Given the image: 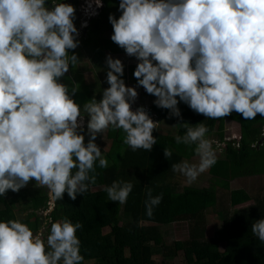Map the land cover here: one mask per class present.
I'll return each mask as SVG.
<instances>
[{
  "label": "clouds",
  "instance_id": "obj_1",
  "mask_svg": "<svg viewBox=\"0 0 264 264\" xmlns=\"http://www.w3.org/2000/svg\"><path fill=\"white\" fill-rule=\"evenodd\" d=\"M93 3L102 6L101 0H86V15H96ZM46 4L0 0V197L34 180L53 202L65 193L76 200L97 183V167H109L95 143L109 129L122 130L132 151L150 152L159 123L143 106L132 110L137 87L156 98L157 108L169 110V118H182L180 102L206 120L233 112L245 120L264 117V0H119V19L108 17L110 39L138 61L137 85L126 86L124 64L108 55L109 87L102 99L93 97L82 107L72 98L79 85L70 89L60 82L81 63L69 54L80 43L76 9L57 0L51 8ZM173 127L185 130L175 143L195 146L199 158L171 165L191 184L217 162L210 128L204 122ZM163 154L169 160L172 149L165 147ZM104 191L123 205L133 183L116 180ZM162 199L148 190L149 218ZM46 224L45 238L18 219L0 221V264H84L77 236L82 223L64 217ZM251 232L264 244V218Z\"/></svg>",
  "mask_w": 264,
  "mask_h": 264
},
{
  "label": "trees",
  "instance_id": "obj_2",
  "mask_svg": "<svg viewBox=\"0 0 264 264\" xmlns=\"http://www.w3.org/2000/svg\"><path fill=\"white\" fill-rule=\"evenodd\" d=\"M101 2V11L89 22L87 29L93 33L106 31L111 37L113 29L108 17L111 14L119 19L122 14L118 10L119 0ZM112 44L115 54H126L114 42ZM73 52L69 54H74ZM135 68L136 64L124 67L122 79L125 82L128 78L137 85L133 75ZM70 71L74 73L75 69L70 67ZM67 80L68 86L73 85L69 78ZM60 82L64 83V79ZM148 96L151 99L150 111L157 118L169 120L173 126L178 123L194 126L204 122L210 128L209 138L228 143V159L218 163L209 187L186 186L180 192L174 190L172 180L177 172L171 170V165L192 157L195 147L175 143V137L184 134L183 128L174 127L175 134L154 133L157 143L150 152L132 151L123 143L122 130L109 129L106 136L111 144L103 155L109 161V167H97L100 173L97 183L90 185L85 194L77 195L73 201L65 193L63 200L55 201L53 209L44 217L39 213L48 210L51 202L46 189L29 187L17 193L9 190L6 196L0 197V221L18 219L34 233L44 227L45 238L50 228L46 224L48 220L58 221L67 217L73 223H82L83 228L77 231V236L81 241L84 264H155L153 255L158 251L164 260L173 259L178 252H182L184 264H264V244L251 232V225L264 218L263 190H253L250 187L249 190H230L232 164L240 162L250 165L255 160L261 167V175H264V160L260 158L258 151L264 149V117L257 115L255 120H245L240 114L233 112L220 120H206L203 115L196 114L180 102L178 107L182 118H169V110L157 108L154 105L156 98ZM72 98L82 107L91 100L90 89L87 86L79 87ZM227 120L240 125V141H226ZM237 142L239 147L236 146ZM165 147L172 149L169 160L163 154ZM116 180H130L133 183V191L123 205L110 201L104 191L105 186H110ZM218 186L229 191L230 207L235 209L229 217L230 207L224 208L223 215L221 214L224 225L215 232L212 239L207 240L206 227H201V224L204 223L207 211L219 202ZM149 189L153 197L163 194L162 202L154 207L151 218L146 215L145 207ZM249 202L253 204L244 208L237 207ZM18 211L27 213L25 218L20 219ZM178 221L192 223L189 240L166 244L160 228ZM104 229L109 231L103 233ZM221 243L225 244L224 251L220 250Z\"/></svg>",
  "mask_w": 264,
  "mask_h": 264
},
{
  "label": "rangeland",
  "instance_id": "obj_3",
  "mask_svg": "<svg viewBox=\"0 0 264 264\" xmlns=\"http://www.w3.org/2000/svg\"><path fill=\"white\" fill-rule=\"evenodd\" d=\"M80 11H84L87 7L86 0H80ZM103 6V5H102ZM95 8V4L93 3V9ZM112 9L115 10L114 6ZM111 9V10H112ZM91 11V10H90ZM112 11H110L111 13ZM85 20L84 16H81V21ZM79 46L73 50L74 54L78 56L80 60V64L77 65L75 68V72H69L65 74L64 84H68V78L73 82V84H78L79 87L86 86L90 89L91 92V99L95 97L98 101L102 99V93L105 89L109 87L106 82V73L108 71L106 65V57L111 55L113 59H120L124 66L130 64H136L138 61L133 57H128L126 54L117 55L113 52V44L110 39V34L106 31H100L98 33H93L89 30L85 31L83 28H79ZM127 87H136L135 84L131 82L130 79L127 78V82H125ZM73 85L69 86L71 88ZM138 92V99L132 105V110L137 107L143 106L146 110L150 109L151 106V99L149 98L146 91L143 87L136 88ZM135 111V110H133ZM154 122L159 123L157 126L156 131L154 133H163V134H175L176 130L171 125L169 120L158 118ZM226 124V138L228 140H236L240 139V125L234 122L227 120ZM86 123L87 117L85 118V143H87L88 136L86 134ZM107 131L103 134V136H98L95 143L100 147L102 154L104 155L105 152L109 149L111 141L106 136ZM214 139V138H210ZM214 144L213 147L216 151L217 162L216 164L210 168L207 172L201 174L198 179L189 184L186 182V178L177 172L175 177L173 178L174 190L176 192L182 191V189L186 186L197 187V188H207L213 182V178L215 175V171L217 168L218 163L221 160L228 159L227 149L228 145L225 143L219 144L213 140ZM259 156L262 160H264V149H258ZM199 158L195 156L194 152L192 157L188 159H183L182 162L188 161L189 163H198ZM181 162V163H182ZM238 163L240 166H238ZM236 164H232L231 166V174H230V190L235 189H246L249 190L248 187L252 188L253 190L262 189L264 194V175L262 174L261 167L256 164L255 160L250 164L247 165L244 163L238 162ZM36 187L35 181L29 182V184L25 188ZM261 187V188H259ZM218 191V199L219 202L212 206L210 210L207 211L204 223L201 224V227H206V239L210 240L215 236V232L221 229L224 225L223 217L221 219V214L223 215V211L225 207H230V200H229V191L224 189L221 186L217 187ZM52 203V204H51ZM51 206L46 211H42L39 215H43L44 217L47 216V213L50 212L53 208L54 202L51 201ZM253 202L246 203L244 205H237V207L244 208L249 205H252ZM233 207H230L228 210V214L234 212ZM27 213H22L20 211L17 212V215L20 219L25 218ZM192 223L189 221H178L173 223L169 226H163L160 228L161 234L166 244H169L172 241H187L190 238ZM45 230L42 227L41 231ZM109 229H104L103 233H107ZM46 235V232L44 233ZM225 244H220V250L224 251ZM153 260L155 264H184L183 262V254L182 252H178L176 257L173 259L164 260L160 254V251L156 252L153 255Z\"/></svg>",
  "mask_w": 264,
  "mask_h": 264
},
{
  "label": "built area",
  "instance_id": "obj_4",
  "mask_svg": "<svg viewBox=\"0 0 264 264\" xmlns=\"http://www.w3.org/2000/svg\"><path fill=\"white\" fill-rule=\"evenodd\" d=\"M102 5V4H101ZM102 7V6H101ZM101 7H99V8H94V10H95V12H96V15H86L85 14V11H80V13H82V15L81 16H84L85 17V20H83V21H81V24H80V28H83V29H86L87 27H88V25H89V22L94 18V17H96L98 14H99V12H100V10H101ZM81 9V8H80ZM87 23V27H82L81 25L83 24V23ZM137 109V107H135L133 110H136ZM146 110V109H145ZM147 112H148V114H149V116H150V118L151 119H153V120H155L156 119V116L150 111V109H148V110H146ZM240 139H241V137H240ZM240 139H236L237 141H240ZM235 140V141H236ZM226 141H234V140H228L227 138H226ZM215 142H217V141H215ZM219 144H221L220 142H218ZM223 143H225L226 145H228V143H226V142H223ZM236 146L237 147H239V142H237L236 143ZM51 203V202H50ZM52 204V203H51ZM51 204H50V206H51ZM54 205V204H53ZM53 209V208H52ZM45 211V210H44ZM47 211V210H46ZM49 213V212H48ZM47 213V214H48ZM38 233H42L43 234V236H44V233H45V230L42 232L41 230H39V232Z\"/></svg>",
  "mask_w": 264,
  "mask_h": 264
},
{
  "label": "flooded vegetation",
  "instance_id": "obj_5",
  "mask_svg": "<svg viewBox=\"0 0 264 264\" xmlns=\"http://www.w3.org/2000/svg\"><path fill=\"white\" fill-rule=\"evenodd\" d=\"M51 1V0H50ZM67 3H71L75 9H76V19L74 21L75 27L77 28V30H79L80 28V24H81V15L82 13H80V0H64ZM102 4V2H101ZM103 5V4H102ZM88 29L86 28L85 31H87ZM73 51V50H69V53Z\"/></svg>",
  "mask_w": 264,
  "mask_h": 264
},
{
  "label": "water",
  "instance_id": "obj_6",
  "mask_svg": "<svg viewBox=\"0 0 264 264\" xmlns=\"http://www.w3.org/2000/svg\"><path fill=\"white\" fill-rule=\"evenodd\" d=\"M63 3H67V2H65V1H63ZM71 4V3H70ZM46 6H48L49 8H51V2L49 1V0H47V4H46Z\"/></svg>",
  "mask_w": 264,
  "mask_h": 264
},
{
  "label": "crops",
  "instance_id": "obj_7",
  "mask_svg": "<svg viewBox=\"0 0 264 264\" xmlns=\"http://www.w3.org/2000/svg\"><path fill=\"white\" fill-rule=\"evenodd\" d=\"M87 86V85H86ZM228 122V121H227ZM227 122H226V124H227Z\"/></svg>",
  "mask_w": 264,
  "mask_h": 264
}]
</instances>
